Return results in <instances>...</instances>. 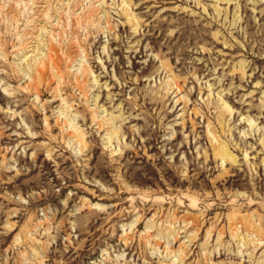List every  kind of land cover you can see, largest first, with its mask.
<instances>
[{
	"label": "rangeland",
	"instance_id": "obj_1",
	"mask_svg": "<svg viewBox=\"0 0 264 264\" xmlns=\"http://www.w3.org/2000/svg\"><path fill=\"white\" fill-rule=\"evenodd\" d=\"M0 264H264V0H0Z\"/></svg>",
	"mask_w": 264,
	"mask_h": 264
}]
</instances>
